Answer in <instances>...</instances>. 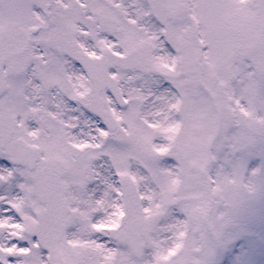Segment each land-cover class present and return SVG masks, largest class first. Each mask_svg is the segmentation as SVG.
Wrapping results in <instances>:
<instances>
[{
    "label": "snow or ice",
    "instance_id": "obj_1",
    "mask_svg": "<svg viewBox=\"0 0 264 264\" xmlns=\"http://www.w3.org/2000/svg\"><path fill=\"white\" fill-rule=\"evenodd\" d=\"M264 199V0H0V264H214Z\"/></svg>",
    "mask_w": 264,
    "mask_h": 264
},
{
    "label": "rangeland",
    "instance_id": "obj_2",
    "mask_svg": "<svg viewBox=\"0 0 264 264\" xmlns=\"http://www.w3.org/2000/svg\"><path fill=\"white\" fill-rule=\"evenodd\" d=\"M261 202H264V199H257L256 203L248 202L236 214L233 223L227 230L225 241L220 246L218 264L237 263V256L239 258L258 255L264 257V249L259 248V242L255 236L264 234V203ZM258 207L262 210H259ZM248 262L264 264L263 260H249Z\"/></svg>",
    "mask_w": 264,
    "mask_h": 264
}]
</instances>
